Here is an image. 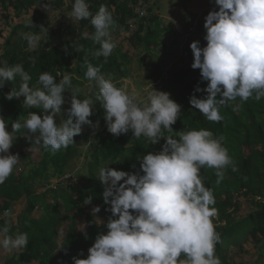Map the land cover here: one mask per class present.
I'll list each match as a JSON object with an SVG mask.
<instances>
[{
    "label": "clouds",
    "instance_id": "obj_1",
    "mask_svg": "<svg viewBox=\"0 0 264 264\" xmlns=\"http://www.w3.org/2000/svg\"><path fill=\"white\" fill-rule=\"evenodd\" d=\"M210 3L214 7L210 11L206 8L209 12L203 25L206 46L201 47L199 40L190 44L191 68L200 70V80L207 85H197L189 103L208 121L219 123L223 120L222 106L237 98L241 102L264 98V0ZM71 16L77 21L90 19L95 29L91 39L100 45L94 55L107 59L117 47L111 38L116 24L108 7L101 5L93 14L87 0H74ZM40 33L47 34V29L41 26L39 32L24 34L29 48L39 46ZM83 35L88 37V33ZM30 59L34 65L36 57ZM85 65V77L95 82V101L104 109L103 118L110 134L119 137L131 130L134 138L143 136L149 144H156L161 138L165 143L158 152L138 158L139 171L99 168L103 202L108 206L105 211L110 215L106 222L97 219V224H103L107 231L96 235L86 258H79L83 256L81 251L71 258V264H222L216 255L221 237L213 223L218 214L215 196L205 187L201 169L214 168L217 184L224 179L227 167L236 170L222 144L223 137H215L208 129L182 131L178 139L164 137V130L173 131L172 125L181 115V105L170 98V93L152 88L144 100H138L101 74L100 66L87 60ZM17 78L19 87L7 92L5 99L23 97L25 109H39L43 115L28 111L26 118L11 122V131L0 116V185L20 161L18 154L10 152L19 137L15 133L26 130L21 136L32 142L31 152L43 148L56 153L75 144L74 137L82 134L84 125L99 128V121L93 124L89 119L97 103L91 96L79 98L71 74L64 73L57 82L51 73L41 72L37 86L33 87L32 77L23 64L0 61V89ZM65 92L71 93L70 107L66 109V119L57 123L55 118L66 103ZM197 92L206 95L197 97ZM92 201L93 196L89 195L83 203L91 205ZM91 211L95 215L101 207L94 206ZM10 215L8 210L3 213V217ZM81 225L79 230L88 239L86 225ZM28 239L24 232L9 235L7 221L0 226V248L8 253L24 249Z\"/></svg>",
    "mask_w": 264,
    "mask_h": 264
},
{
    "label": "trees",
    "instance_id": "obj_2",
    "mask_svg": "<svg viewBox=\"0 0 264 264\" xmlns=\"http://www.w3.org/2000/svg\"><path fill=\"white\" fill-rule=\"evenodd\" d=\"M73 3L74 0H0V10L5 13L3 16L6 18L13 12L12 19L16 22L19 20L6 36L0 51V61L6 60L9 65L23 64L32 77L30 86H37L38 76L45 71L56 77L57 82L64 73L71 74L72 84L76 88L93 84L94 81L85 77L87 60L94 66H100L101 74L110 78L117 87H122V82L130 76L134 55L121 41H117L121 33L130 32L131 35L126 37L128 44L148 55L164 47L161 45L164 35H178L174 27H162L159 15H154L159 0H153V4L150 0H87L93 14L101 5H106L116 24L111 31V38L117 47L107 59L96 57L94 52L100 45L91 39L95 29L90 19L77 21L72 18ZM41 4L47 7H40ZM52 11L58 13L57 17L64 21L61 20L56 26H48L54 18L51 17ZM65 12L69 13V18L65 17ZM208 12L203 13L204 18ZM25 15L30 17L23 18ZM203 24L198 25L200 30ZM41 26L47 29V34L40 33L42 40L39 46L31 49L24 34L39 32ZM3 32L0 30V36ZM84 33H88L87 38ZM200 46L206 45L202 43ZM169 53L183 55L189 62L186 68L169 71L164 87L159 90L171 92L170 98L181 105V115L172 125L173 131L164 130V137L178 139L182 131L208 129L215 137H223L222 144L228 149L236 168L233 171L232 166L227 167L224 179L219 184L216 182L214 168L201 169L203 183L213 191L216 201L214 207L218 212L213 218L216 231L221 237L216 245V255L222 264H246L242 254H249L246 246L251 245L259 251V258L252 264H264V98L260 101L249 99L246 102L237 98L220 108L223 116L221 122L208 121L189 103L194 88L207 85L206 81L200 80V70L191 68L193 53L190 45L182 47L174 39ZM31 57H36L34 65ZM156 66L159 68L157 77H160L163 74V61H159ZM19 83L18 78L16 81H7L0 89V116L7 121L8 131H11V122L26 118L28 111L42 114L39 109H25L23 97L11 101L5 99V94L13 87L18 88ZM195 95L202 98L206 93L197 92ZM95 103L96 107L89 119L93 124L96 121L104 124V109L98 101ZM86 127L90 126L84 125L83 129ZM24 131L15 133L19 137L10 149L12 154L19 155L20 161L13 174L0 185V226H4L7 221L9 235L24 232L29 239L24 249L7 252L5 255L0 253V258H3L0 264H71V258L81 251L83 256L79 258H86L87 250L96 235L107 231L103 224H97V219L106 222L110 215L105 211L108 206L103 202L104 186L98 180L99 168L109 166L116 170L139 171L138 158L150 152H158L165 143L164 138H161L158 143L149 144L143 136L134 138L131 130L116 137L106 129L105 134L99 136L91 148L87 176L83 182L75 185L73 182L67 183L69 178L64 176L73 170L71 162L79 153L78 141L86 137L84 131L74 137L75 144L56 153L40 148L38 161H32L31 154L25 151V137L21 136ZM53 180L57 181L52 183ZM40 188L43 190L39 191ZM50 195H53L50 198L52 203H47ZM89 195L93 196L92 204L85 205L83 201ZM21 199L26 200L25 209L15 218L11 215L3 217L4 211H11ZM44 202L48 207L44 209L45 215L41 218L33 217L32 212L39 205L42 207ZM244 204L251 205L253 209L241 213ZM94 206L101 207V211L95 215L90 211ZM82 217H85L88 239L77 230L78 219Z\"/></svg>",
    "mask_w": 264,
    "mask_h": 264
},
{
    "label": "rangeland",
    "instance_id": "obj_3",
    "mask_svg": "<svg viewBox=\"0 0 264 264\" xmlns=\"http://www.w3.org/2000/svg\"><path fill=\"white\" fill-rule=\"evenodd\" d=\"M153 4V0H150ZM65 3H68L66 1ZM151 4V5H152ZM211 5V6H210ZM211 7H214L210 0H159L158 5L154 9V15H159L160 20L162 22V27H174L177 36H173L171 34H166L163 36L161 45L164 47H160L156 49V51H152L150 55L146 54L143 50H136L131 44H128L127 38L130 32L121 33V37L118 38L117 41H121L125 48L129 50V52L134 55L131 66H130V76L122 82V87L126 88L130 95H134L138 100H144L147 96V93L153 89L159 91L164 87V83H166L167 77H169L170 72H176L181 68H186L188 66V58L185 56H175L169 53V48L174 39L180 42L181 46L190 45L191 42L199 40L200 45L202 43L206 45V41L203 37L206 34V31L203 27L202 30L199 29V26L196 24H200L204 22V15H202L206 8L212 10ZM1 12V10H0ZM4 12L0 13V30L4 31L2 36H0V51L3 49V45L6 39L7 34L10 33L11 28L15 26L16 22L12 19L14 15L11 12V15H8L6 18L3 16ZM54 17L50 20V25L48 26H56L58 22H61V18H58V13L55 11L51 12V17ZM29 18L30 15H25L23 18ZM49 17V19L51 18ZM65 17L69 18V13L65 12ZM48 19V20H49ZM64 21V20H62ZM190 25L192 27H190ZM204 25V24H203ZM135 27L132 28V30ZM159 61H163V74L160 77H157L159 72V68L156 66ZM152 75V77H151ZM156 87V88H155ZM79 89V98L84 99L89 96L92 97L95 103V95L98 92V89L95 87V83H88L85 87L78 88ZM171 93V92H168ZM70 98L71 93L67 92L65 99L66 103L62 105V112L55 119L56 122L59 123L61 119H66V109L70 107ZM96 107V105H95ZM94 107V109H95ZM93 109V111H94ZM43 115V113L41 114ZM106 122L104 124H99L98 129H93L91 126L83 129L86 137L80 139L77 143L78 147V155L71 162L72 172H68L64 177L69 178L67 183L71 184L72 182L77 185L83 182L84 177L87 176L88 173V164L91 161L90 154L91 148L98 141V137L105 134L106 130ZM25 151L31 154L32 161H38L40 159V150L39 151H29L32 146V142L25 138ZM30 165L29 167H31ZM28 167V168H29ZM71 175V176H70ZM57 180H53L52 183ZM43 189H39L42 191ZM53 198V195L48 197ZM52 203V200H48L47 203ZM39 205L37 209L32 212L33 217L41 218L46 212L44 209H48L46 202ZM26 207V200L21 199L16 205H14L10 211L11 216L13 218L17 217ZM253 207L248 204H244L241 210V213L251 211ZM92 208L90 209V211ZM81 224L86 225L85 217L79 218L77 223V230L79 227H82ZM86 231V228H85ZM82 233V232H81ZM60 236H62V232L60 231ZM249 248V254H242L243 260L246 264H252L259 258V251L251 246H246ZM0 253L3 255L7 254L2 248H0ZM234 251V250H233ZM237 262L239 261L236 258ZM0 261H3L1 256Z\"/></svg>",
    "mask_w": 264,
    "mask_h": 264
},
{
    "label": "built area",
    "instance_id": "obj_4",
    "mask_svg": "<svg viewBox=\"0 0 264 264\" xmlns=\"http://www.w3.org/2000/svg\"><path fill=\"white\" fill-rule=\"evenodd\" d=\"M140 16L142 17L143 16V13H141Z\"/></svg>",
    "mask_w": 264,
    "mask_h": 264
},
{
    "label": "bare ground",
    "instance_id": "obj_5",
    "mask_svg": "<svg viewBox=\"0 0 264 264\" xmlns=\"http://www.w3.org/2000/svg\"><path fill=\"white\" fill-rule=\"evenodd\" d=\"M71 176V175H70Z\"/></svg>",
    "mask_w": 264,
    "mask_h": 264
}]
</instances>
